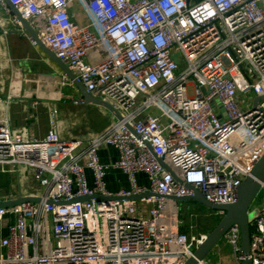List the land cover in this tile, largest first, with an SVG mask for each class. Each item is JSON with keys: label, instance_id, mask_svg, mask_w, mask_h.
Listing matches in <instances>:
<instances>
[{"label": "built area", "instance_id": "1", "mask_svg": "<svg viewBox=\"0 0 264 264\" xmlns=\"http://www.w3.org/2000/svg\"><path fill=\"white\" fill-rule=\"evenodd\" d=\"M8 1L120 119L102 109L108 125L83 140L62 135L54 106L43 138L12 131L0 115V176L10 178L0 203L38 200L0 208V222L9 220L0 264H185L206 234L182 231L176 199L193 196L192 186L209 203L233 204L264 155V0ZM12 29L47 57L0 0V35ZM57 71L59 86L78 93ZM19 78L10 59L0 62L10 88ZM23 94L19 86L0 103ZM107 149L118 157L104 164ZM110 171L127 188L111 192ZM252 204L249 254L234 226L198 264L226 246L230 264H264V206Z\"/></svg>", "mask_w": 264, "mask_h": 264}, {"label": "crops", "instance_id": "2", "mask_svg": "<svg viewBox=\"0 0 264 264\" xmlns=\"http://www.w3.org/2000/svg\"><path fill=\"white\" fill-rule=\"evenodd\" d=\"M29 43L16 33L13 29L11 33L5 37L0 35V62L10 59L12 62V68L20 73V92L24 93L21 97L13 99L8 104L0 103V115H5L8 119L10 129L14 132L25 129L28 134L34 135L36 138H43L49 131V112L54 106L58 111V119L60 120V131L64 137L68 136L72 139L87 140V133L94 131L92 134L101 133L108 125V118L102 108L91 106L87 104L76 103H63L62 99H77L80 98L79 93L75 92V95L69 97H60L57 100H41L38 97L26 96V86L23 84L22 78L34 73V70L42 72V67L45 66V75L49 77L53 83L52 90L56 96H59V84H58V71L57 67L41 52L34 51L36 58L32 57ZM34 50V49H33ZM36 71V72H37ZM7 74V77L11 78L10 71L3 70ZM43 73V72H42ZM53 75V77H50ZM9 80L0 79V98H5L10 92L14 90L10 88ZM44 80V79H43ZM46 83V82H45ZM45 88V87H44ZM38 91V90H36ZM42 91H38L40 94ZM43 93V92H42ZM17 94V93H16ZM37 102L35 107L31 104ZM100 114L104 118L105 127L98 129L92 128L86 130L81 128L84 120L90 121L95 114ZM70 123V124H69ZM75 126H79V129H75ZM85 138V139H84ZM118 157L117 152L113 149H107L101 152V162L106 164L110 161L116 160ZM138 180L141 183H145L144 176L139 175ZM10 178L7 176H0V189H2L1 197L8 195L10 192L9 187ZM107 187L111 192H116L121 188H127V181L125 176L119 171L108 172L106 178ZM7 224L9 220L0 222V239L7 233ZM217 264H230L229 257L224 253L217 252Z\"/></svg>", "mask_w": 264, "mask_h": 264}, {"label": "water", "instance_id": "3", "mask_svg": "<svg viewBox=\"0 0 264 264\" xmlns=\"http://www.w3.org/2000/svg\"><path fill=\"white\" fill-rule=\"evenodd\" d=\"M10 9L11 13L15 15L18 20L21 22L25 31L30 35V37L38 44L40 50L48 57V59L70 80L73 82L74 86L78 90L80 98L77 99H62L63 103H76V104H87L91 106H96L102 109L107 110L111 113L116 119H120V116L115 111V109L106 102H103L93 96L90 93H87L84 87L76 80L74 75L70 72L68 66L64 65L56 56L39 40L35 32L30 27L29 23L26 22L22 16L18 13L16 8L10 4L8 0H4ZM50 77H53L51 75ZM257 100L255 101L256 104ZM150 151L151 148L148 145ZM158 159V162L163 165L162 161ZM168 172L170 169L163 165ZM264 183V155L256 163V165L251 170L250 174L245 178L238 188V197L237 201L229 205H216L209 203L201 195V193L193 188L192 186H186L189 190L193 192V196L186 198H178L177 201L187 202L193 201L196 202L205 208L213 212H223V217L215 225V227L206 234L204 241L200 246L195 250L193 256L186 261L185 264H198L204 260L210 252L217 246V244L222 240L226 233L234 226H238L240 229V250L242 255L247 256L250 252V228L248 224V215L247 212L256 196L258 191L261 188V185ZM148 195L132 197L131 200H138ZM89 198H83L80 201L88 200ZM25 202H38L36 199L21 198L15 202L9 203H0V208H9L12 206H17ZM50 204H60L62 202H49ZM241 264H251L249 260L243 261Z\"/></svg>", "mask_w": 264, "mask_h": 264}, {"label": "rangeland", "instance_id": "4", "mask_svg": "<svg viewBox=\"0 0 264 264\" xmlns=\"http://www.w3.org/2000/svg\"><path fill=\"white\" fill-rule=\"evenodd\" d=\"M29 46V45H28ZM35 50H31V54L33 58H36ZM45 69V66L42 67ZM42 69V72H38L34 70V73L31 75H27L22 78L23 84L26 86V96H34L38 97L41 100H59L60 97H69L70 95H75L74 90L69 86H59V96H53L54 91L52 90V85H46L49 77H46L45 70ZM37 71V72H36ZM44 79V80H43ZM21 81V80H20ZM45 87V88H44ZM40 94L38 93V91ZM192 91L189 90V95L191 96ZM245 98L242 97L241 102L245 101ZM81 122H83V126L81 128H85L86 130H90L92 128L98 129L102 126L105 127L104 118L100 114H95L93 119L90 121L84 120L81 118ZM70 124V123H69ZM75 129H79V126H75ZM94 131L88 132L87 135L92 136ZM85 139V138H84ZM264 206V189H260L258 194L255 197V200L252 204L253 209H259ZM221 218L213 211L205 208L204 206L193 202L187 201L183 202V208L181 212V226L182 231L184 233L191 234H207L211 231L215 225L219 222ZM224 255L229 257V261L233 262L232 250L230 247L226 246L222 249ZM210 260L209 264H216L218 262L217 256L212 257L211 255L208 258Z\"/></svg>", "mask_w": 264, "mask_h": 264}, {"label": "bare ground", "instance_id": "5", "mask_svg": "<svg viewBox=\"0 0 264 264\" xmlns=\"http://www.w3.org/2000/svg\"><path fill=\"white\" fill-rule=\"evenodd\" d=\"M51 83H53V82L48 79L47 83H45V84L48 86V85H52ZM19 86H20V80L17 79L14 83V86H13V90L15 93H17L19 91ZM53 96H55V94H53Z\"/></svg>", "mask_w": 264, "mask_h": 264}]
</instances>
